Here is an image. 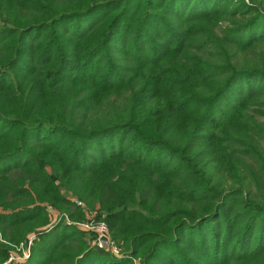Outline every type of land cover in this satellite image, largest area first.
<instances>
[{
  "label": "trees",
  "instance_id": "obj_1",
  "mask_svg": "<svg viewBox=\"0 0 264 264\" xmlns=\"http://www.w3.org/2000/svg\"><path fill=\"white\" fill-rule=\"evenodd\" d=\"M258 117L264 0H0V264H264Z\"/></svg>",
  "mask_w": 264,
  "mask_h": 264
},
{
  "label": "built area",
  "instance_id": "obj_2",
  "mask_svg": "<svg viewBox=\"0 0 264 264\" xmlns=\"http://www.w3.org/2000/svg\"><path fill=\"white\" fill-rule=\"evenodd\" d=\"M76 204H79V202H76ZM63 219L66 223H70V221L66 218L65 215H63ZM78 227L92 233V238L89 242L91 246H94L98 249L106 250L115 257L119 256L120 248L110 239L108 228L105 222L94 221L92 216H88V218L82 223H78ZM30 241L31 237H28L23 244L21 243L16 248V252L21 251L20 256L16 253L11 254L8 260H19L21 258L27 257L28 246L30 244Z\"/></svg>",
  "mask_w": 264,
  "mask_h": 264
},
{
  "label": "rangeland",
  "instance_id": "obj_3",
  "mask_svg": "<svg viewBox=\"0 0 264 264\" xmlns=\"http://www.w3.org/2000/svg\"><path fill=\"white\" fill-rule=\"evenodd\" d=\"M258 120H260V121L264 124V117H258ZM73 202H74L75 205H77V204H76V201L73 200ZM69 210L72 211V208H70ZM53 212H54V213L51 215V223H55V222H56V219L58 218V215H59L58 212H56V211H53ZM87 215H88V214H87ZM88 216H89V215H88ZM88 216H87V217H88ZM66 218H67L69 221H70V220H73V221H70V222H73V224L76 225L77 227H78V223H82V222L84 221V220H79V221L76 220V221H75L74 218H69V217H66ZM19 256H20V254H19Z\"/></svg>",
  "mask_w": 264,
  "mask_h": 264
}]
</instances>
